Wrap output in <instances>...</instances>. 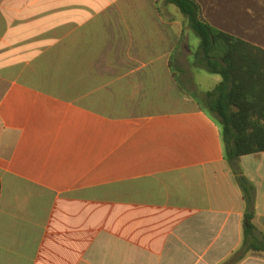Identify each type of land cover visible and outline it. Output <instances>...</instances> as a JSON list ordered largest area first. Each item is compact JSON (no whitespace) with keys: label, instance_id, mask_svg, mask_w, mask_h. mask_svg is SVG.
Wrapping results in <instances>:
<instances>
[{"label":"crops","instance_id":"crops-1","mask_svg":"<svg viewBox=\"0 0 264 264\" xmlns=\"http://www.w3.org/2000/svg\"><path fill=\"white\" fill-rule=\"evenodd\" d=\"M196 1L264 48V0ZM190 31L166 0H0V264H264L233 261L247 204ZM239 165L264 236V153Z\"/></svg>","mask_w":264,"mask_h":264},{"label":"trees","instance_id":"trees-1","mask_svg":"<svg viewBox=\"0 0 264 264\" xmlns=\"http://www.w3.org/2000/svg\"><path fill=\"white\" fill-rule=\"evenodd\" d=\"M166 2L179 9L200 39L194 68L222 77L213 91L203 94L202 102L222 126L226 159L247 204L243 247L233 259L237 263L251 252L264 253V236L254 223L255 187L239 165L244 156L264 153V48L213 27L196 0Z\"/></svg>","mask_w":264,"mask_h":264},{"label":"rangeland","instance_id":"rangeland-1","mask_svg":"<svg viewBox=\"0 0 264 264\" xmlns=\"http://www.w3.org/2000/svg\"><path fill=\"white\" fill-rule=\"evenodd\" d=\"M238 2L240 3V5L242 7V8H240V11L245 10L246 9L245 5L248 3V1L247 0H238ZM171 7L176 8L173 5H171ZM243 8H245V9H243ZM240 34L242 36H245V37L250 38V39H253L254 35H255V38L263 35L261 33H254V34L248 33V34H246V33H242V32ZM190 41H191L192 45L198 49V47L200 46V39L192 30L190 31ZM181 52H183V51L181 50ZM185 56L187 57L186 53H185ZM215 78H218L219 80H221L220 76L209 74L206 71H197L194 73V81L196 82L200 91L202 93L204 92L203 94H205L206 92L211 91L215 88V84H214L215 82L213 81V80H216Z\"/></svg>","mask_w":264,"mask_h":264}]
</instances>
